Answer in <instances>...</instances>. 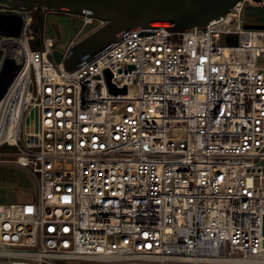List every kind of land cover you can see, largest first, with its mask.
Masks as SVG:
<instances>
[{
  "label": "built area",
  "instance_id": "built-area-1",
  "mask_svg": "<svg viewBox=\"0 0 264 264\" xmlns=\"http://www.w3.org/2000/svg\"><path fill=\"white\" fill-rule=\"evenodd\" d=\"M245 3L264 1L124 29L71 70L39 6L0 4V146L37 186L0 203V264H264V27Z\"/></svg>",
  "mask_w": 264,
  "mask_h": 264
},
{
  "label": "water",
  "instance_id": "water-1",
  "mask_svg": "<svg viewBox=\"0 0 264 264\" xmlns=\"http://www.w3.org/2000/svg\"><path fill=\"white\" fill-rule=\"evenodd\" d=\"M237 0H0V4L29 8L39 6L47 10L76 14H88L102 23L77 39L65 52L53 51L52 58L61 61L71 70L77 61L91 58L108 40L117 38L120 32L134 27L166 26L183 30L202 26L208 20L223 14ZM247 27H264V24H247ZM111 91L123 92L109 82L110 73L105 70ZM36 129V122H35ZM264 234V216H263Z\"/></svg>",
  "mask_w": 264,
  "mask_h": 264
},
{
  "label": "rangeland",
  "instance_id": "rangeland-1",
  "mask_svg": "<svg viewBox=\"0 0 264 264\" xmlns=\"http://www.w3.org/2000/svg\"><path fill=\"white\" fill-rule=\"evenodd\" d=\"M42 15V21L35 26L36 31L42 26L43 35L52 38L53 49L59 52L67 49L71 39L83 37L99 23L95 21L82 27L80 14L63 11L47 10ZM242 20L244 23L251 24L264 23V4L259 6L245 3ZM79 30H81L80 33H78ZM40 42L41 38L36 35L29 44L32 47L39 46ZM17 153V149L13 146H0V203L35 200L37 186L34 176L27 168L10 160Z\"/></svg>",
  "mask_w": 264,
  "mask_h": 264
},
{
  "label": "trees",
  "instance_id": "trees-1",
  "mask_svg": "<svg viewBox=\"0 0 264 264\" xmlns=\"http://www.w3.org/2000/svg\"><path fill=\"white\" fill-rule=\"evenodd\" d=\"M43 13L41 12V9H40V7H37L35 10H34V13H33V23H32V26H33V28L36 30V25H37V23L39 22L40 23V21H42V15ZM41 28H42V26H41ZM40 28V29H41ZM39 29V28H38Z\"/></svg>",
  "mask_w": 264,
  "mask_h": 264
},
{
  "label": "crops",
  "instance_id": "crops-1",
  "mask_svg": "<svg viewBox=\"0 0 264 264\" xmlns=\"http://www.w3.org/2000/svg\"><path fill=\"white\" fill-rule=\"evenodd\" d=\"M76 39H77V38H75L74 41H75ZM71 40H72V39H71ZM69 42H70V41H69ZM69 42H68V43H69Z\"/></svg>",
  "mask_w": 264,
  "mask_h": 264
}]
</instances>
